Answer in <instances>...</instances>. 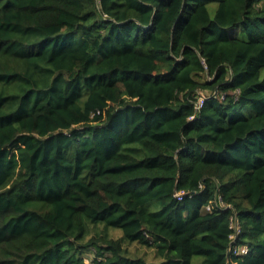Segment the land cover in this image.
<instances>
[{
    "label": "trees",
    "instance_id": "trees-1",
    "mask_svg": "<svg viewBox=\"0 0 264 264\" xmlns=\"http://www.w3.org/2000/svg\"><path fill=\"white\" fill-rule=\"evenodd\" d=\"M195 255L264 264V0H0V264Z\"/></svg>",
    "mask_w": 264,
    "mask_h": 264
},
{
    "label": "rangeland",
    "instance_id": "rangeland-1",
    "mask_svg": "<svg viewBox=\"0 0 264 264\" xmlns=\"http://www.w3.org/2000/svg\"><path fill=\"white\" fill-rule=\"evenodd\" d=\"M203 93L205 94L206 92L203 91ZM86 224H87V228L84 237L85 239L97 233L106 234L108 236L115 238H119L123 236V231L121 228L106 225L104 222H96V223L86 222ZM125 247H127L130 256H142L147 261H156L159 259L156 256L154 249L147 248L138 243H131V244L125 243ZM89 252L90 251L85 252V255L91 256V254H87ZM201 259L202 257L200 255H195L192 261L194 264H197Z\"/></svg>",
    "mask_w": 264,
    "mask_h": 264
},
{
    "label": "built area",
    "instance_id": "built-area-1",
    "mask_svg": "<svg viewBox=\"0 0 264 264\" xmlns=\"http://www.w3.org/2000/svg\"><path fill=\"white\" fill-rule=\"evenodd\" d=\"M204 99V95L202 93L199 94L196 102H195V109H199L202 106ZM176 196L178 198L182 197V192H177ZM214 208L219 209H228L231 208V212L229 214L228 223L229 228L231 229V233L229 234V245L227 247V252H232L234 254H244L248 251V245L246 244H236L234 241L236 240L238 234L241 231V225L240 221L236 215V212L232 208L231 204L225 202L221 195H216L214 198H212L205 206L204 209L207 211H210Z\"/></svg>",
    "mask_w": 264,
    "mask_h": 264
}]
</instances>
